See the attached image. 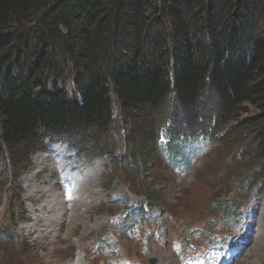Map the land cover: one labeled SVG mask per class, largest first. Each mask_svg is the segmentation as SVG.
<instances>
[{"label":"trees","instance_id":"trees-1","mask_svg":"<svg viewBox=\"0 0 264 264\" xmlns=\"http://www.w3.org/2000/svg\"><path fill=\"white\" fill-rule=\"evenodd\" d=\"M162 130L171 161L221 143L228 192L264 183V0H0V184L49 140L145 170Z\"/></svg>","mask_w":264,"mask_h":264},{"label":"rangeland","instance_id":"rangeland-1","mask_svg":"<svg viewBox=\"0 0 264 264\" xmlns=\"http://www.w3.org/2000/svg\"><path fill=\"white\" fill-rule=\"evenodd\" d=\"M212 103L203 111H213ZM172 104L173 113H180ZM72 138L79 142L84 136ZM214 145L201 163L183 170L166 164L155 148L147 169L137 170L122 145L112 154L115 164L107 155L89 161V154L79 156L62 139L46 141L17 181L0 184V264H186L194 248L225 252L237 234L245 240L234 250L240 249V256L229 257L228 264H264V183L257 179L256 187L243 189L236 182L228 192L232 178L225 177L224 147ZM68 175L73 180L67 181ZM65 187L73 196L68 205ZM146 201L150 211L142 238L119 230L113 219L134 209L131 219L137 220ZM78 210L84 212L79 218ZM217 234L222 240L212 242Z\"/></svg>","mask_w":264,"mask_h":264},{"label":"bare ground","instance_id":"bare-ground-1","mask_svg":"<svg viewBox=\"0 0 264 264\" xmlns=\"http://www.w3.org/2000/svg\"><path fill=\"white\" fill-rule=\"evenodd\" d=\"M39 176V173H36V178ZM40 177V176H39ZM62 189V188H61ZM39 190V189H38ZM88 190H90L91 192H93V190L90 188V189H88ZM65 192V191H64ZM61 204H62V201L60 202V203H58V207H60L61 206ZM63 204H71V201L69 202V203H67L66 201L63 203ZM256 205V204H255ZM64 207V206H63ZM66 207V206H65ZM257 207V206H256ZM74 213H76V215H74V217L75 216H77L78 218L81 216V215H83V213L84 212H81V210H78L77 212L75 211ZM63 215V214H62ZM58 217V216H57ZM60 218V217H59ZM63 225V224H62ZM71 225V224H70ZM74 226H72L71 227V231H70V233L72 234L73 232H74ZM242 231L243 232H246V231H248L247 230V227L245 226L243 229H242ZM248 234V233H247ZM261 235V234H260ZM244 236H242L241 234H237V236L236 237H234V239H232V241H231V247H230V249H229V251H234L235 249H238L239 247H240V245L242 244V242H241V240L243 239V240H245L244 238H243ZM244 243H245V241H243ZM243 247V246H242ZM259 249V248H258ZM225 251V250H224ZM259 252V251H258ZM224 261V260H223Z\"/></svg>","mask_w":264,"mask_h":264}]
</instances>
